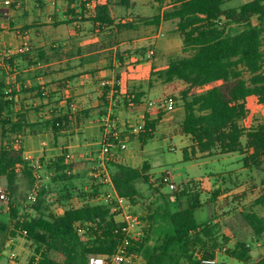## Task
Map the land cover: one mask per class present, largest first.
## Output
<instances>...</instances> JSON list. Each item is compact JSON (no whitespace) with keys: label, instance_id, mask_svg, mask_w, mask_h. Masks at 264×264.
I'll list each match as a JSON object with an SVG mask.
<instances>
[{"label":"trees","instance_id":"trees-1","mask_svg":"<svg viewBox=\"0 0 264 264\" xmlns=\"http://www.w3.org/2000/svg\"><path fill=\"white\" fill-rule=\"evenodd\" d=\"M233 1L155 0L162 8L158 14L150 18L137 17V20L118 25H114L110 4H99L92 21L100 30L109 26L119 30H135L139 23L159 27L163 22H176V30L183 40V50L191 55L172 58L162 69L153 66L151 76H157V81L169 87L172 91L169 96L174 98L176 104L180 101L184 110L178 132L189 137L192 143L191 152L187 149L183 152L184 160L190 161V155L195 156L197 153L201 158L238 153L243 156L242 162L246 169L264 173V124L250 128L243 125L249 115V97H257L259 103L264 105V0H252L234 8L226 7ZM167 2L170 3L165 7ZM254 18L258 20L257 24L253 23ZM231 26L242 27V30L233 33ZM146 52V47L139 50L138 62L143 61ZM37 55L38 61H43V53ZM117 59L119 68L116 79L119 82L130 65L126 63L128 58L124 54L119 53ZM9 63L12 64V61ZM34 64L30 60V65ZM115 88L119 92L120 85L117 84ZM108 90L107 87L105 94ZM175 94H179V97ZM15 95V89L6 85L1 78L0 125L3 145L0 148V177L7 182L9 196L17 193L21 178L27 180L31 189L36 172L34 166L24 158L23 150L17 147L18 137L27 125L23 116L17 115V120L13 117ZM142 98L141 93L131 92L124 99V104L139 105ZM166 98L168 96L163 101ZM163 108L158 111L155 120L143 119V130L138 134L144 144L153 138L156 126L167 113L166 108ZM50 123L56 133L64 126L63 119L59 117H54ZM107 140L115 146L124 145L121 136L116 139L110 135ZM110 156L106 167L113 187L128 201L131 208L139 203L142 196L139 184L149 186L153 194L163 200V206H160L155 212L156 216L151 217L149 222L154 223L160 218L165 223L164 228L161 227L160 235L152 247L148 245L151 227L145 229L144 238L129 247L133 256H143L146 264H200L203 259L215 257L217 249L222 247L218 237V223L211 221L200 224L195 216L196 210L202 206V182L189 181L178 192H174L173 202L186 199V203L180 204L173 211L169 200L171 196L161 192L169 185L165 181L168 174L162 173L153 183L146 174V167L133 168L120 163L115 154ZM41 163L42 170L53 169L55 176L51 178V183L54 186L60 185V189L44 186L37 201L30 207L29 211L33 210L34 215L27 211L19 217L18 210L11 203L10 221H0V239H3L0 245H4L5 239L12 241L24 237L34 252L30 264H35L36 260L37 264H89L91 255L113 254L123 239L124 224L117 220L109 203H91L92 199L102 195L106 186L103 180L94 177L93 185L85 191L72 184L69 175L71 165L65 163L64 156L55 165ZM218 193L220 191L212 193L209 202L216 203ZM72 200L78 202L72 204ZM256 204L264 205V193ZM55 205L64 206L61 215L52 212ZM243 216L255 236L262 237L264 219L255 213ZM222 238L225 244L229 242L225 236ZM52 252L61 254L64 261L53 260L50 257ZM200 254L202 256L197 258ZM227 254L243 264H251V251L245 244L227 251Z\"/></svg>","mask_w":264,"mask_h":264},{"label":"crops","instance_id":"crops-1","mask_svg":"<svg viewBox=\"0 0 264 264\" xmlns=\"http://www.w3.org/2000/svg\"><path fill=\"white\" fill-rule=\"evenodd\" d=\"M3 1L0 0V5ZM130 1L11 0L10 7L6 9L8 17L0 15V61H2L0 79L2 78L6 85H11L16 91L12 107L14 119L17 120L19 117L17 115L23 116L27 125L22 135L18 137L17 147L23 150L24 158L31 165L36 160L44 161L47 165H55L57 160L64 156L65 163L71 165L69 175L72 177V184L79 188L80 183H86L82 186L85 191L93 185L94 169L101 160L103 142L110 136V133H107L108 127H111V121L115 122L118 109L116 104L124 102L131 92L141 93L142 103L126 106L128 110L124 112L126 116H122L124 120H128V123L141 122L145 118L155 120L158 114L154 116L149 103L156 101L153 98L154 92L160 87L153 90L145 88L141 83H135L145 62H138V52L142 47L135 50L124 48L126 42L119 39L124 35L128 37L127 33L130 31H137L142 23L137 24L135 30H119L114 26L100 30L92 21L99 4H110L114 25L131 21L117 18L114 13L115 7L129 9ZM164 23L167 22H163L159 28H162ZM150 50L154 51V49H147L145 58ZM39 53H43V61H38ZM119 53L128 58L126 63L130 66L128 72L122 75V81L117 82ZM10 60L12 64L9 63ZM30 60L36 65H30ZM152 67L149 75H151ZM109 77H112L111 81L104 79ZM103 83H106V86H103ZM117 84L120 85L119 92L115 88ZM107 87L109 90L105 94ZM131 87L132 89L129 90ZM253 97L255 96L249 98ZM71 105H75L77 110L72 111ZM54 117L63 119L64 124L62 130L57 133L53 131L50 123ZM165 120L164 116L156 126L153 138L145 144L141 142L140 134L131 136L133 138H130L124 151L121 154H115L119 162L133 168L146 167L148 177L151 176L153 180L159 178H155V173L152 172L153 167L145 158V153L149 151L150 142L157 132H162L160 129L165 125ZM120 121L117 120L119 123ZM124 123L127 125L126 121ZM0 134L1 148L2 127ZM163 134L166 133L163 132ZM167 135L174 137L173 133ZM176 136H179L182 143V151L187 149L191 152L190 138L180 133ZM242 143L244 144L245 141ZM229 155L232 154L218 155L209 159L225 161ZM240 157L242 159V156ZM204 159L208 158H201L197 153L195 157L190 155V161H186L183 154V161L178 162ZM231 163L230 161L229 164ZM243 166L242 164V169L245 170ZM230 171L233 170L218 174L219 178L215 180L210 193H207L204 204L210 203L209 198L213 190L225 187L224 178L230 174ZM45 173L44 180H49L50 183L51 178L55 176L54 171L45 169ZM162 173L168 174L172 180L168 170H163ZM44 180V185H49V183L45 184ZM198 181L202 182V180ZM107 197L108 195H101L92 199L91 203H106ZM221 199L218 198L216 202L218 205ZM169 200L172 208L173 205L178 207L186 199L178 203ZM80 201L84 203L83 200ZM77 202V200L70 201L72 204ZM211 221L213 220L206 222ZM8 256L0 264H15L9 261ZM20 264H22L21 261Z\"/></svg>","mask_w":264,"mask_h":264},{"label":"rangeland","instance_id":"rangeland-1","mask_svg":"<svg viewBox=\"0 0 264 264\" xmlns=\"http://www.w3.org/2000/svg\"><path fill=\"white\" fill-rule=\"evenodd\" d=\"M250 1L252 0H234L226 7H239ZM169 3L170 2H167L165 7H168ZM160 11H162V8L155 2V0H131L129 9L126 7L114 8L115 16L117 18L126 19L127 21H129V19L137 20V16L150 18L158 14ZM253 23L257 24L258 20L254 18ZM176 29V22L164 23L162 28L140 24L137 31H130V33H127L128 37L125 35L119 37V39L121 38L126 42L123 46L124 48L135 50L136 48H141L147 45V49H154V56L152 58H143V61L145 62L142 65L143 67L141 68V71L139 72L140 74L137 76L135 83H141V85L145 88L153 90L160 87L158 91L154 92L153 96L158 103L161 101V105L159 104V106H162L163 99L166 96L171 97L169 95L172 94V91L169 87L162 85L160 80L157 81V76L152 77L149 75L151 66H155L157 69H162L166 67L172 58H184L191 55L190 52H185L183 50V40ZM230 30L233 33H236L242 30V27L231 26ZM248 76V74L245 75L246 78H248ZM104 79L111 81L112 77ZM135 83L134 85L137 87V84ZM123 89H126L125 86ZM131 89L132 87L129 90ZM175 95L179 97V94ZM116 105L118 109L115 115V122L111 121L112 124L111 127H108L109 130L107 133L116 131L121 136V139L124 141V145L126 146L130 142V138H133L131 136L136 134L130 129L139 124H143V119L141 122L136 121L128 123V120H124V117H122L126 116L125 113L128 110V107H126L124 102L117 103ZM159 106H150L154 116H156L160 109H164V106ZM247 107L249 109V115L243 125L250 128L259 124H264V105L259 103L258 98H249L247 100ZM183 113L184 110L180 101H178L175 111L165 114L166 122L160 129L162 132H157L154 139L150 142L149 151L145 153V158L149 160L153 167L152 172L155 173V178L160 177L163 170H168L172 177L171 182L175 185V189H172L169 185H167L162 189V192L165 193L163 195L171 196L172 201L174 200L172 196L173 193L178 192V190L182 189L184 185L186 186L189 181L202 180L203 193L201 194V202L203 203L204 199L208 195L207 193H210L215 180H218L217 178H219V173L226 170H233L232 172L230 171V174L224 178L225 187L222 186L221 189L213 190L211 195L209 194L211 198L212 193L220 191V193H218L219 200L221 197L222 199L219 201V205L218 203L211 202L208 204L203 203L202 206L196 210L195 216L198 223H203L208 220H213V222L218 223V237L222 247L217 249L215 257L217 256V259L221 264H243L238 260L229 257L227 254V251H233L240 244H245L247 248L250 249L252 255L251 264H258L260 261L264 264V234L261 238L255 236L253 229L243 216V214L255 213L264 219V205L256 204L257 199L264 193V185L262 184L264 173L261 171H251L249 169L246 170L244 166L245 170L242 169L243 162L241 164V161L243 156L241 154L229 155L225 161L208 158L199 161L179 163V160L183 161V151L181 149L182 143L179 136L176 135L179 133L178 128L183 118ZM118 119L121 120L120 123L117 122ZM125 121L127 125H125ZM163 132L166 134H163ZM168 133H173L174 137L167 135ZM173 147H175V149L171 150ZM122 151H124L122 147L116 146L111 154H121ZM240 156H242V159ZM110 157L111 156H109V158ZM230 161L232 162L231 164H229ZM97 166L98 164L96 167ZM41 173L43 176L46 175L45 170H42ZM149 179L153 183L156 182V180H153L154 178L151 176H149ZM44 181L45 184L49 183V180ZM18 183L19 188L17 193L14 196H9V192L7 191V182L4 178H0V189L4 190L9 197L7 202L0 201V221H4L6 223L10 221L11 203L18 210L19 217L24 216L25 213L30 210V207H32V203L28 202V192L30 187L27 184V180L21 178ZM220 184L221 183H219V185ZM46 185L45 186L49 189H60V185L54 186L51 181L49 185ZM84 185H86V183H80L78 186L79 188H82ZM138 188L140 189L142 199L140 198L139 203L134 205L131 210L140 218L141 225L146 230L151 227L152 232L148 245L152 247L160 235L161 227L164 228L165 223L160 218H157V221L154 223L149 222V220L151 217L156 216L155 212L160 208V206H163V200L159 197V195H154L149 186L139 184ZM103 192L102 196H109V194L112 193V189L106 185ZM240 194L241 196H238ZM11 198L12 201H10ZM182 198L183 197L180 199ZM103 203L106 204L107 202ZM68 204L70 203H67L66 205ZM109 207H111V205ZM176 209H178L177 205H173L172 210L175 211ZM62 210H64V206L55 205L52 207V212L56 215H60ZM29 212H32L34 215L33 210ZM142 218L145 220H141ZM119 219L120 218H117L118 221ZM223 236L229 239L227 244H225L222 238ZM2 241L3 239H0L1 243ZM0 247V262L7 259V255L13 251L18 253L22 264H30V258L32 255L34 256L32 247L27 244L24 237H17V239H12V241L5 239L4 245H0ZM201 256L202 255L200 254L196 257L200 258ZM50 257L58 262L64 261V257L56 252H52ZM35 264H37V260ZM130 264H146V261L143 256L138 255Z\"/></svg>","mask_w":264,"mask_h":264},{"label":"built area","instance_id":"built-area-1","mask_svg":"<svg viewBox=\"0 0 264 264\" xmlns=\"http://www.w3.org/2000/svg\"><path fill=\"white\" fill-rule=\"evenodd\" d=\"M11 0H4L0 5V15L4 17H8V12L6 9L10 7ZM9 56V55H8ZM154 56V51L150 50L147 53V58H152ZM2 66V61H0V67ZM103 86H106V83H103ZM160 103L158 101H151L149 105L151 107L159 106ZM162 106H164L167 112L175 111L176 109V101L172 97L166 98ZM72 111H76L77 107L75 105H71ZM143 130V124H139L133 127V133H140ZM110 135H113L116 139H119V134L115 132H111ZM115 144L112 141L106 140L102 145V157L99 162V165L95 168L94 177L101 178L103 182L108 185L112 189V193L107 197L106 202L111 205L110 209L112 213L117 215L120 223L124 224L123 232L124 236L121 243L118 245L116 251L107 256L102 255H91L89 257V264H130L135 256L130 253L129 247L133 245L134 242L140 241L145 236V228L141 225L140 218L132 212L131 205L128 201L120 196L114 189L113 183L111 180L110 172L106 167V161L109 159V156L113 149L115 148ZM125 149V145L122 146ZM174 150V149H172ZM36 172H35V182L33 187L28 192V202L35 203L37 201L38 195L42 188L45 186L43 182L42 175V163L40 160H36L33 164ZM166 182L169 183V186L172 189H175V185L171 182V178L168 177L165 179ZM47 188V187H46ZM9 200L8 194L5 191L0 190V201L7 202ZM224 250V249H223ZM8 259L11 263L20 264L19 255L17 252L13 251L9 254ZM200 264H221L216 257L213 259H203Z\"/></svg>","mask_w":264,"mask_h":264}]
</instances>
